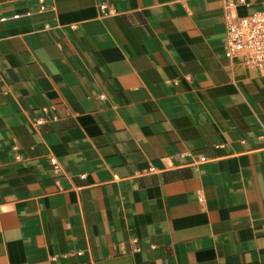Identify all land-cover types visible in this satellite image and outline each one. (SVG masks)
I'll list each match as a JSON object with an SVG mask.
<instances>
[{
	"label": "crops",
	"instance_id": "crops-1",
	"mask_svg": "<svg viewBox=\"0 0 264 264\" xmlns=\"http://www.w3.org/2000/svg\"><path fill=\"white\" fill-rule=\"evenodd\" d=\"M227 6L264 0H0V264H264V74Z\"/></svg>",
	"mask_w": 264,
	"mask_h": 264
},
{
	"label": "built area",
	"instance_id": "built-area-1",
	"mask_svg": "<svg viewBox=\"0 0 264 264\" xmlns=\"http://www.w3.org/2000/svg\"><path fill=\"white\" fill-rule=\"evenodd\" d=\"M240 1L245 3L246 0ZM231 8L227 6L225 13V56L240 61L247 69L264 74V9L247 17H238L231 12ZM34 124L40 127L45 124V120L38 119ZM206 161V158H200V162ZM49 162L56 173L61 171L56 157L51 156Z\"/></svg>",
	"mask_w": 264,
	"mask_h": 264
}]
</instances>
